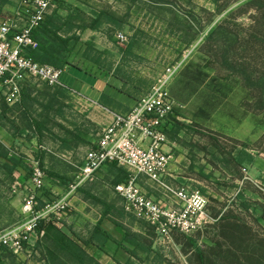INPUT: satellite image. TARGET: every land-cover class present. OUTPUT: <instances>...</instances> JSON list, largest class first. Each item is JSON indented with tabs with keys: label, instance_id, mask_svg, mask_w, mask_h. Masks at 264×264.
<instances>
[{
	"label": "rangeland",
	"instance_id": "rangeland-1",
	"mask_svg": "<svg viewBox=\"0 0 264 264\" xmlns=\"http://www.w3.org/2000/svg\"><path fill=\"white\" fill-rule=\"evenodd\" d=\"M54 1L50 14L62 7V0ZM75 2L83 11L69 62L90 74L83 78L87 83L108 82L110 89L98 101L102 106L35 78L27 79L20 100L12 105L0 93V136L8 133L16 140L6 142L8 150L0 142V228L23 217L31 157H38L45 171L38 198L43 205L75 181L86 151L109 123L107 108L127 111L165 67L181 62L182 68L199 55L210 74L227 79L232 91L209 119H191L194 107L189 104L180 115L173 112L181 129L176 136L167 133L176 156L171 166L175 178L167 181L199 188L208 198L211 219L191 234L174 230L171 239L160 242L152 226L126 213L123 199L114 192L123 170L105 166L73 193L65 219L53 225L70 241L59 246L51 234L35 233L22 252L6 251L1 264H264V211L241 205L261 202L264 209V0ZM117 32L127 36L125 45L116 39ZM62 66L63 82L78 87L69 80L73 69ZM231 104L248 114L241 120L230 118ZM141 183L157 199L167 198L147 179ZM241 193L246 201H237ZM123 228L137 237L138 248H118L103 235L120 238Z\"/></svg>",
	"mask_w": 264,
	"mask_h": 264
},
{
	"label": "built area",
	"instance_id": "built-area-1",
	"mask_svg": "<svg viewBox=\"0 0 264 264\" xmlns=\"http://www.w3.org/2000/svg\"><path fill=\"white\" fill-rule=\"evenodd\" d=\"M55 7L54 0H17L14 14L0 22V93L8 105L20 100L28 78L50 87H66L61 81L63 67L41 63L26 53L38 48L33 30ZM115 37L122 45L128 41L123 32H117ZM180 67L181 62L165 67L150 90L127 112H112L110 122L86 151L75 181L43 205L38 198L44 187L45 171L38 157L30 158V185L21 206L23 217L16 224L0 228V252L25 250L33 234L45 233L41 223L60 225L73 193L108 163H116L128 172L125 180L113 185L114 192L123 199L124 210L152 226L160 242L171 239L174 230L191 234L210 221L208 198L199 188L167 181V177L175 178L171 169L175 155L166 131L175 107L169 85ZM69 89L77 96L82 95L74 88ZM165 146L170 149H164ZM143 178L162 189L167 198L161 201L145 191Z\"/></svg>",
	"mask_w": 264,
	"mask_h": 264
},
{
	"label": "trees",
	"instance_id": "trees-1",
	"mask_svg": "<svg viewBox=\"0 0 264 264\" xmlns=\"http://www.w3.org/2000/svg\"><path fill=\"white\" fill-rule=\"evenodd\" d=\"M213 2L217 4V0H213ZM52 15L53 14L48 15L44 19V21L35 30H33V36L38 40L39 46L37 49L27 50V55L31 56L33 59L41 63H49L60 67H63L62 65H69V68L73 69L74 72H82L84 75L88 74L90 76L87 71L83 70L80 67L74 66L69 62L68 59L70 57V54L72 53L73 47L79 41V36L72 35L69 38H62L55 32L59 29L58 27H55L54 31H51L50 29L52 28ZM38 32L48 33V35L51 37L52 42H57V46L54 48L52 53L49 52V58L47 59H40L36 55V53L40 49L44 48V46H42L36 36V33ZM206 67V64H204V58L199 55L198 60H190L185 63L182 68H180V70H178L177 74L169 85L171 96L178 104V106L174 108V112L176 113V115H180L183 106L189 104L190 106L194 107L191 119H196L198 117H201L202 119H209L212 113H214L218 108L222 107L223 104H225L228 95L232 91V84L227 79L222 80L217 76L211 75ZM229 108L231 110L227 112V115L233 119L241 120L248 114V112L245 111L241 113L236 104H231ZM238 113H240V115ZM176 118L177 117L172 115L171 122H169L170 126H168L169 128H166L167 133L172 134L173 136H176L181 129ZM191 122L193 121L191 120ZM259 123L262 124L263 121L260 120ZM35 124L37 123L35 122ZM234 159L238 164H241L239 157H235ZM111 165L119 167L123 170V176L115 183L125 180L128 172L124 168L118 166L116 163H108L105 166ZM60 178L64 179L63 177ZM242 199H244L245 201L247 200L244 197V193L239 194L237 201H240ZM255 204L256 205L251 206V204L243 202V204L241 205L245 209L253 208L255 210L264 211L261 202H256ZM107 208L109 209V207ZM53 225L54 224L52 223H41V227H44L45 229V235L49 236L51 234L59 246H63V240H71V237L68 236V234ZM99 225L100 224L96 226L97 230H100ZM115 225L119 226V224L117 223H115ZM103 235L107 241L115 243L116 247L118 248L124 249L126 245H130L135 248L139 247L137 237L124 228L121 230L120 238H114V236L105 232H103ZM125 250L128 251L129 249L127 248ZM6 251L8 250L2 249V251L0 252V261L3 259V255ZM198 253L201 256V259H203L201 253Z\"/></svg>",
	"mask_w": 264,
	"mask_h": 264
},
{
	"label": "crops",
	"instance_id": "crops-1",
	"mask_svg": "<svg viewBox=\"0 0 264 264\" xmlns=\"http://www.w3.org/2000/svg\"><path fill=\"white\" fill-rule=\"evenodd\" d=\"M61 3H62V7L58 6V8H56V10L53 12L52 28L50 30L54 31V28L58 27L59 29L57 31H55L56 34H58L62 38H69L70 36L75 35V33H78V30H77L78 19L77 18H78V14L79 13L81 14L83 10H82V7L80 6V4L75 2V0H62ZM16 8H17V4L7 5V4H5V0H0V22L3 21L6 17L12 16L14 14V11ZM36 36L39 39L42 46H44V48L40 49L36 53V55L40 59L49 58V52L50 53L53 52L54 48L57 46V42L56 41L52 42L51 37L46 32H44V33L38 32V33H36ZM63 68H64V73H65L66 72L65 67H63ZM68 70L70 71L72 69L68 68ZM71 72H73V70ZM64 73L61 76V81L67 88H74V89L75 88H80V89L82 88V89H84L86 93L83 94L81 92V94L88 97L89 99H91L92 101L97 103L98 105L100 104L98 101H99L101 95L106 94L110 89L108 82H104L102 85L101 82H98L97 80L93 79L91 82L87 83L86 80L83 78H88L90 76L88 74H85V75L83 74L84 75L83 76L82 72H79L80 74L77 72H73V75H71V76L69 75V80L70 79L76 80L78 83V87H76L74 85H67L62 80V77L65 75ZM90 92L92 93V95L89 94ZM2 99L4 100L3 96H2ZM107 111H109V113H110V120H111L112 112H114V111L110 110L108 108H107ZM127 111H125V112H127ZM125 112H120V113H125ZM110 120H109V122H110ZM3 136H4V140L2 138ZM3 136L2 137L0 136V142L6 144L7 146H9V145L6 142L16 141L15 138L8 133L3 134ZM175 160H176V156H175L174 161ZM173 162H172L171 166H173ZM171 169H172V167H171ZM172 171H173V175L175 176L174 170H172ZM152 196H154V195H152Z\"/></svg>",
	"mask_w": 264,
	"mask_h": 264
}]
</instances>
